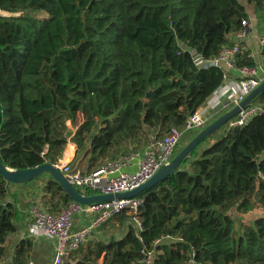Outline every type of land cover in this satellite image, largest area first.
I'll return each mask as SVG.
<instances>
[{
  "label": "trees",
  "instance_id": "trees-1",
  "mask_svg": "<svg viewBox=\"0 0 264 264\" xmlns=\"http://www.w3.org/2000/svg\"><path fill=\"white\" fill-rule=\"evenodd\" d=\"M247 5L264 9V0H0L8 12L0 13L1 161L54 162L64 119L81 109L86 117L74 134L81 171L129 140L140 146L182 126L224 78L191 51L217 54L248 17ZM236 64H254L248 49ZM253 101L264 108V88ZM10 183L0 174V258L28 264L29 237L11 255L5 249L20 216ZM137 196L139 228L122 211L114 217L124 226L119 234L90 238L58 264H132L143 249L153 253L150 264H264V112L208 134ZM39 200L55 212L71 198L49 178ZM255 207L262 213L235 227L237 213Z\"/></svg>",
  "mask_w": 264,
  "mask_h": 264
},
{
  "label": "built area",
  "instance_id": "built-area-1",
  "mask_svg": "<svg viewBox=\"0 0 264 264\" xmlns=\"http://www.w3.org/2000/svg\"><path fill=\"white\" fill-rule=\"evenodd\" d=\"M5 14H8V12H5ZM248 23L249 19L243 18L240 27L229 34L230 42L223 45L217 54L208 59H202L195 51H191L196 63L214 65L223 69V79L226 77L225 69L227 68L236 69L238 72L234 85L225 92H216L214 101L209 104V107L207 104L201 105L188 115L182 126H172L164 134L150 139L142 151L133 149L123 152L106 159L90 171H81L73 166L78 150L74 134L77 126L86 117V111L81 109L77 112L75 120L71 118L64 119V136L66 140L59 156L52 163L63 172L74 186L87 188L93 193L115 194L124 192L146 181L163 164L171 160L176 153L181 137L185 133H196L241 101L264 79V34L259 38V45L263 47L260 62L254 61L252 65L242 64L238 66L236 64L237 55L241 51L247 50L244 39L247 35ZM263 112L264 108L258 102L252 100L224 122L226 127L224 131L241 127L247 123L251 116ZM141 202V197L137 195L129 198H112L90 203H81L71 199L64 206H61L58 211L53 212L43 208L36 196L26 206V210L32 218L27 236L30 238L46 237L52 240L53 252L49 264H58L87 241L91 233L102 223L116 217L122 211H126L133 225L139 228L140 220L137 213ZM79 213L89 215L90 218L88 222L75 226L73 223L74 215ZM164 237L171 238L168 234ZM157 241L159 239L154 242ZM152 254V251L143 249L142 256L132 264H150ZM27 263L36 264L32 258H29ZM193 263L192 259L187 262V264Z\"/></svg>",
  "mask_w": 264,
  "mask_h": 264
},
{
  "label": "crops",
  "instance_id": "crops-1",
  "mask_svg": "<svg viewBox=\"0 0 264 264\" xmlns=\"http://www.w3.org/2000/svg\"><path fill=\"white\" fill-rule=\"evenodd\" d=\"M241 1L245 2V0H241ZM247 11H248L247 18L249 19V23H248L247 35L244 41L246 43V47L249 50V53L252 56L253 60L255 62H260L261 49L263 47L259 45V38L261 35L264 34V9H258V8L253 7L252 5H247ZM1 13L5 14L4 11H1ZM225 73H226V77L225 79H223L221 85L215 90V92L207 100V102H205V104H207L208 107H209V104L214 101V94L216 92H220V93L225 92L231 86L234 85L235 83L234 81L236 80L238 76V72L236 71V69L227 68L225 69ZM146 144L147 142L138 146L139 147L138 150L142 151L145 148ZM73 166H74V163H73ZM45 179L46 177L45 178L38 177L33 180H30L27 183L11 182L9 184V192L11 194L10 196L15 199L17 205L19 206L20 216L16 224L15 231L10 235L6 243L5 249H7L6 251L8 255H11L14 244L20 238L29 237L27 236V231H28V227L31 223L32 218L28 214L26 210V206L29 203V201L36 196H37V199L39 200V196L41 194L42 187L45 183ZM42 206L43 208H45L43 204ZM89 218H90L89 215H86V214H82V213L75 214L73 223L75 226H79V225H82L88 222ZM100 227L101 226H99V228ZM99 228L93 231V233L98 231ZM30 239H32L33 241V250H32V255L29 258H32L36 264H49L50 259L52 257V252H53L52 240L46 237H38V238H30ZM3 261H4V254L0 258V264H3Z\"/></svg>",
  "mask_w": 264,
  "mask_h": 264
},
{
  "label": "water",
  "instance_id": "water-1",
  "mask_svg": "<svg viewBox=\"0 0 264 264\" xmlns=\"http://www.w3.org/2000/svg\"><path fill=\"white\" fill-rule=\"evenodd\" d=\"M264 88V79L254 87L245 97L231 107L229 110L223 112L213 121L194 133L189 141L182 147V149L175 153L171 160L163 164L153 175L138 186L124 192L118 193H91L85 194L79 192L76 187L66 178L63 172L55 166L52 162L45 161L38 165L27 168H13L5 165L0 159V174H2L8 182L24 183L39 177L41 174H46V179L53 178L56 180L63 190L70 196L72 200L81 203H90L93 201L110 200L112 198H129L138 195L144 189L150 187L153 183L173 171L180 163V161L189 154V152L198 145V143L205 138L208 134L216 130L222 125L229 117L237 113L240 108L250 103L257 94ZM1 113V107H0Z\"/></svg>",
  "mask_w": 264,
  "mask_h": 264
},
{
  "label": "rangeland",
  "instance_id": "rangeland-1",
  "mask_svg": "<svg viewBox=\"0 0 264 264\" xmlns=\"http://www.w3.org/2000/svg\"><path fill=\"white\" fill-rule=\"evenodd\" d=\"M225 125L224 123L222 125H220L216 130L213 131V135L216 134H221L223 133V131L225 130ZM194 132H188L185 133L179 143L178 146L176 148V153H178L182 147L189 141V139L191 138L192 134ZM135 143L133 140H129L127 141L124 145H121L118 149L114 150V156H117L118 154H120L121 152H125V151H129V150H133V149H139L136 148L138 146L135 147ZM133 148V149H132ZM79 158V154L77 153L75 159H74V166H77V160ZM39 177H46V174H41ZM262 213V210L258 207H255L253 209H251L249 212L247 213H237V221L235 222V227L237 228H241L242 225L244 224H249L252 223V220L260 215ZM116 222H119V224L116 225ZM123 225L120 224V221L116 218L111 219L110 221L104 223L103 225H101V227L99 228L98 231L96 232H92L91 235L89 236V238H108L114 234H119L122 230H123ZM7 250V249H6Z\"/></svg>",
  "mask_w": 264,
  "mask_h": 264
}]
</instances>
